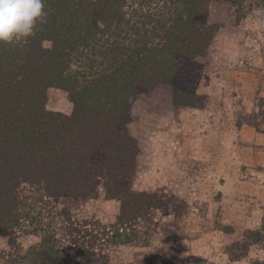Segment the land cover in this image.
I'll list each match as a JSON object with an SVG mask.
<instances>
[{
    "label": "trees",
    "instance_id": "16d2710c",
    "mask_svg": "<svg viewBox=\"0 0 264 264\" xmlns=\"http://www.w3.org/2000/svg\"><path fill=\"white\" fill-rule=\"evenodd\" d=\"M210 1L45 0L47 23L27 43H0V264H111L109 246L137 240L141 214L160 200L133 189L131 103L170 85L176 107L201 106L175 84L208 54L218 30ZM50 87L67 93L69 114L46 108ZM100 182L119 201L114 223L56 206L62 196L94 197ZM22 231L39 240L23 249Z\"/></svg>",
    "mask_w": 264,
    "mask_h": 264
},
{
    "label": "rangeland",
    "instance_id": "374dc122",
    "mask_svg": "<svg viewBox=\"0 0 264 264\" xmlns=\"http://www.w3.org/2000/svg\"><path fill=\"white\" fill-rule=\"evenodd\" d=\"M208 22L218 30L206 58L175 84L202 96L201 106L176 107L170 85L131 103L127 128L140 147L133 189L160 202L141 214L136 241L108 247L111 264L264 262V0H211ZM45 106L72 110L67 93L54 87ZM56 206L106 225L119 213L101 182L94 197L62 196ZM262 225L261 234L252 231ZM29 232L18 237L23 249L39 240Z\"/></svg>",
    "mask_w": 264,
    "mask_h": 264
},
{
    "label": "clouds",
    "instance_id": "9594fccd",
    "mask_svg": "<svg viewBox=\"0 0 264 264\" xmlns=\"http://www.w3.org/2000/svg\"><path fill=\"white\" fill-rule=\"evenodd\" d=\"M45 0H0V43H27L47 23Z\"/></svg>",
    "mask_w": 264,
    "mask_h": 264
},
{
    "label": "crops",
    "instance_id": "0c3cea01",
    "mask_svg": "<svg viewBox=\"0 0 264 264\" xmlns=\"http://www.w3.org/2000/svg\"><path fill=\"white\" fill-rule=\"evenodd\" d=\"M167 181H171V179H167Z\"/></svg>",
    "mask_w": 264,
    "mask_h": 264
}]
</instances>
